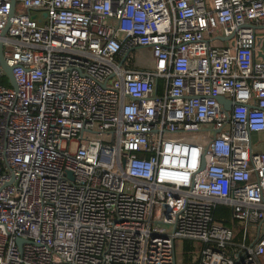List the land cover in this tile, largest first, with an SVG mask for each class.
<instances>
[{"label":"built area","instance_id":"2783aa9c","mask_svg":"<svg viewBox=\"0 0 264 264\" xmlns=\"http://www.w3.org/2000/svg\"><path fill=\"white\" fill-rule=\"evenodd\" d=\"M11 8L0 264H264V0Z\"/></svg>","mask_w":264,"mask_h":264},{"label":"water","instance_id":"95a60500","mask_svg":"<svg viewBox=\"0 0 264 264\" xmlns=\"http://www.w3.org/2000/svg\"><path fill=\"white\" fill-rule=\"evenodd\" d=\"M14 3H15V0H11V4H12V8H11V11H10V14L11 15L13 14V6H14ZM5 32H6V28L2 30L1 35H4ZM0 65H1L2 69L4 70L6 76L9 79L10 86H12L13 88H15L16 84H15L14 78L12 76V69L5 62V60L2 58V55H1V43H0ZM217 100H218L219 103L222 104V106H223V108L225 110H228L230 108L231 101L229 99H225L224 97L219 96V97H217Z\"/></svg>","mask_w":264,"mask_h":264},{"label":"trees","instance_id":"16d2710c","mask_svg":"<svg viewBox=\"0 0 264 264\" xmlns=\"http://www.w3.org/2000/svg\"><path fill=\"white\" fill-rule=\"evenodd\" d=\"M229 213H230V210H228V208H226L225 206L223 205H217L215 208H214V211H213V215L215 218H218V219H223V221L227 224L228 223V216H229ZM183 248H182V255H183V258L184 260H188L189 259V250L190 248L192 247V244L191 242L189 241H183Z\"/></svg>","mask_w":264,"mask_h":264},{"label":"rangeland","instance_id":"374dc122","mask_svg":"<svg viewBox=\"0 0 264 264\" xmlns=\"http://www.w3.org/2000/svg\"><path fill=\"white\" fill-rule=\"evenodd\" d=\"M148 57V56H147ZM142 63H144L145 65L149 66L150 65V59L148 58H144L142 60ZM2 83L6 86H10L9 84V80L7 78H3L2 79ZM183 243V242H182ZM179 240L176 241V248H175V251H176V259H177V262L181 261V259L183 261H187V260H184L183 258V253H182V248H183V244H182ZM192 248V247H191ZM190 248V249H191ZM192 251V249L189 251V254L190 252Z\"/></svg>","mask_w":264,"mask_h":264},{"label":"crops","instance_id":"0c3cea01","mask_svg":"<svg viewBox=\"0 0 264 264\" xmlns=\"http://www.w3.org/2000/svg\"><path fill=\"white\" fill-rule=\"evenodd\" d=\"M140 53H141L142 55L149 54L148 51L145 50V49L140 50ZM255 138H262V139H264V133L256 134V135H255ZM257 149H258V150H264V143L258 145V146H257ZM223 206H225V205H223ZM225 207L228 208V210H230V208H229L228 206H225ZM217 219H218V218H217ZM219 220H221L225 225L231 227V226L233 225V223H232V219H231V211H230L229 216H228V223H227V224L223 221V219H219ZM261 230H264V221L261 223Z\"/></svg>","mask_w":264,"mask_h":264}]
</instances>
